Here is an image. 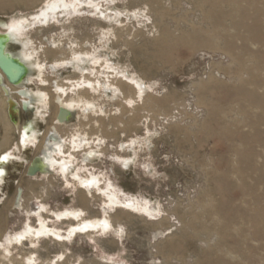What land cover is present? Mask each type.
Wrapping results in <instances>:
<instances>
[{
  "label": "rangeland",
  "instance_id": "obj_1",
  "mask_svg": "<svg viewBox=\"0 0 264 264\" xmlns=\"http://www.w3.org/2000/svg\"><path fill=\"white\" fill-rule=\"evenodd\" d=\"M48 1L0 0V33L12 21L25 24L8 50L18 53L28 41L31 63L47 67L40 76L31 68L21 85L10 87L15 124L0 89L6 117L0 156L12 157L0 159V243L26 224L37 227L39 207L62 237L82 222L105 219L107 227L15 240L9 256L17 264L27 257L30 264H264V0H88L97 10L81 0L74 15L59 10L56 20L32 24ZM71 49L98 57L80 67L104 88L70 87L62 99L83 98L101 111L76 108L58 123L54 85L77 82L80 70L76 63L49 68L73 61ZM135 82L143 86L141 97ZM107 83L118 89L115 96ZM17 88L44 92L46 107L22 112ZM27 121L37 139L19 149ZM74 134L89 144L73 152L66 176L53 168L26 175L49 138ZM63 151L55 157H68ZM77 172L97 175L102 189L109 186L138 208L79 188L71 176ZM66 210L79 216L54 215ZM3 254L0 248L5 263Z\"/></svg>",
  "mask_w": 264,
  "mask_h": 264
},
{
  "label": "bare ground",
  "instance_id": "obj_2",
  "mask_svg": "<svg viewBox=\"0 0 264 264\" xmlns=\"http://www.w3.org/2000/svg\"><path fill=\"white\" fill-rule=\"evenodd\" d=\"M17 2H19V1H17ZM21 3H22V1H21ZM83 3H84V1H81V0H68V1H66V0H53V1H48L46 3V5L44 4L45 5L44 8H42L41 10L39 9L40 12H38V14L34 17L35 20L32 21V24H34V23H36V24L37 23L38 24H43V23L46 24L48 21H50L49 19H52L53 21L56 20V18H57L56 14H57V11H59V10H62V12H65L67 16L74 15V14L78 13V11L80 10V8H81ZM85 3H87V5H90L91 7H93L94 10L98 9L97 4L93 3L92 1L85 0ZM98 16H99V14H98ZM104 17H105V15H104ZM24 31H25V24L23 23V21H18V20L12 21L9 24V26L7 27V29L5 30V32L8 34V37L11 40H14V41L16 39H18L19 36H21L24 33ZM28 44H29L28 41H25V42L22 41V43H21L22 50L18 52V56L29 65L30 69L33 68V69L37 70V72H38L37 75L40 76V75L43 74V72L46 71L47 67L42 64L43 62L40 63V62H35L34 61L35 63L34 62L31 63V60H30L31 59V54L26 51V47H27ZM71 52H72V55H73V57H72L73 61H71L69 59L65 60V61L64 60L63 61H59V62L55 61L53 65H51V66L49 65L50 66L49 69L54 71V70H56V68L59 65L76 63V65H75L76 68L75 69L80 70V77L77 79V82H70V86H67V87H63L62 84H58V82H56L55 85H54L55 86V90L54 91H55V94H57V95L55 96L53 101L55 102V104L58 107L61 106V107H64V108H66V109H68L70 111H72V110H74L76 108H80L81 112L84 113V114H86L89 111L95 112V113L97 111H101L100 109L97 110L95 105H93L92 102L83 100V98H79V97L70 98L67 101H64L62 99L63 95L66 94V90L70 89V87H73V88H76V89L78 87H80V89H83V90L91 89V90L96 91V92H98V89L104 88L103 84H101L99 80L95 81L96 78H97V75H96L95 78L90 79V78L86 77L85 75H83L84 72L82 71V68L80 67V64L81 63L83 64L86 61H88V62L90 61L92 64L98 63V61H99L98 57H96L94 54L88 53L87 51L86 52H76L73 49H71ZM111 68L112 67L109 66L108 64H105V66H104L105 70L106 69L110 70ZM42 80L43 79L41 78V82H42ZM129 80H130V78H129ZM133 83H134V81H133ZM42 84H44V82ZM123 84L125 86V83H123ZM106 86L108 88H110L111 84L107 83ZM134 86H136V88L138 89L137 90L138 91V95L137 96L141 97L142 94H143V86L140 83H138V82H135ZM17 89H19V88H17ZM110 89L113 90V95L112 94L111 95L115 96L117 94L116 92L118 91V89L116 87H114V86L111 87ZM23 90H24V95H19V97L21 99L20 101L22 102L21 104L25 103V105L28 106V107H31V105H32L33 109L35 111V114H38V111L42 107H44L46 105L48 96H46V94L44 92H40V91L39 92L36 91V92L30 93L29 91H27L25 89H23ZM12 92H13V90H12ZM146 97H147V95H146ZM133 100L134 99L130 98V99L126 100V103L127 104H131L133 102ZM32 102H33V104H32ZM5 118H4L3 113L0 111V123H4L5 122ZM4 132H5V135H7L8 127H6V125L4 126ZM20 134H21V137H20V141L21 142L18 143V148L19 149L25 148V147H28L30 145H34L35 144V140L37 139V137H36L37 130L32 128V123L26 125L23 129H21ZM6 140H7V138H3V142H1V143H4ZM56 140L57 139L54 138V137L49 138L50 143L48 144V146H46L43 149L44 153L41 156L42 157V163H44L47 168L56 169L60 174L66 176V173H68V171L70 169L69 167L71 166V161H72L71 158L73 157V155H72L73 152L74 151L78 152L79 148L88 146L89 142L85 141L84 139L82 140V138L79 135H75V134L72 135L67 141L64 140V139H60L58 141H56ZM53 142H55V143L52 144ZM64 146H65V148L66 147L68 148V152H69L68 153V157H64V156L55 157V155H57V154L63 155L66 152V151H63V147ZM55 153H57V154H55ZM9 158L12 159V157H10L9 153H8V154H6V156L3 157L1 162H3V161L6 162L7 159L9 160ZM83 170L84 169H82V171ZM2 173H3V171L0 170V178H1V174ZM71 176L74 178L73 181H74V183H76V185L79 186V188L81 187V188L85 189L86 191H89V189H91V188H93L95 191H101L102 194H104V195H106L108 197V201H109V203L111 205H120V204L124 203L128 207L138 208L136 202H134L133 200L125 198L126 200L121 201L119 199V195L114 190L112 191V190L108 189V187H109L108 184H107V186H108L107 188H105L106 187L105 186L104 189H102L100 187V185H99L100 178L97 175H94L91 172H89L87 174H85V173L82 174L80 172H77L75 174L72 173ZM119 192L120 191H118V193ZM126 205H125V207H126ZM140 208L142 210H144V213H146L145 212L146 207H140ZM43 209H44L43 207H39L38 210L35 212V214L38 216V223H39L37 227H32L29 224H26L25 228L21 232H19L17 235H13V237H11V236H6L5 237L4 242L0 243V248L4 252L2 257L5 258V257L9 256V254H8L9 253L8 246L11 245L12 242L15 241V240L17 242H20L22 239H28L30 241V243H32V239L33 238H39L40 236H46V235H52V236H54L56 238H68L74 232H76L78 229H89V228L90 229H97V228L105 229L107 227V222H106L105 219L102 220V221H98L97 220L96 222H92V221L82 222V223H79L76 227H72L67 232V235L65 237H62L58 230H54V229H52V228H50V227H48L46 225V223L43 220L42 215H40V212ZM146 211H147V215H148L149 211L148 210H146ZM155 214H157V213L155 212ZM54 215L59 219V218H62V217H67L68 218L69 216L77 217V216H79V213H77L76 211H73V210H69V211L66 210V211H63V212L54 213ZM226 225H227V223H226ZM227 229L229 230V227ZM223 230H226V229L223 228ZM225 233H227V232H225ZM225 236H226V234H225ZM227 237H228V235H227ZM15 259H16V257H15ZM15 259H13L12 257L9 256L8 259L7 258L5 259L6 260L5 263L4 262H0V264H17V262H16L17 260H15ZM215 260H213V261L211 260V261L212 262H216V261L217 262H219V261L221 262V260H223V259H221L219 261L218 260L215 261ZM30 261H31V257H27L24 260V262H22L21 264H30ZM202 261H204V263H205V259L202 260ZM209 261H210V259H209ZM230 262H229V264H231ZM211 264H215V263H211Z\"/></svg>",
  "mask_w": 264,
  "mask_h": 264
},
{
  "label": "water",
  "instance_id": "obj_3",
  "mask_svg": "<svg viewBox=\"0 0 264 264\" xmlns=\"http://www.w3.org/2000/svg\"><path fill=\"white\" fill-rule=\"evenodd\" d=\"M14 40L8 37V34L4 31L0 33V89L2 90L7 104V113L11 120H13L14 114H16V101L12 99V90L10 86L21 85L28 74L30 73L29 65L22 60L18 53H12L8 50V44ZM5 79V82L2 79ZM15 93L18 95H24L23 89H18ZM23 109H26L25 103H23ZM72 116V111L58 107L56 114V121L58 123H64ZM2 156V155H1ZM0 156V158H1ZM47 167L42 163L41 155L35 156L26 168V175L33 176L36 173L44 172ZM21 188H17V194L15 198V204L17 198L21 195Z\"/></svg>",
  "mask_w": 264,
  "mask_h": 264
},
{
  "label": "flooded vegetation",
  "instance_id": "obj_4",
  "mask_svg": "<svg viewBox=\"0 0 264 264\" xmlns=\"http://www.w3.org/2000/svg\"><path fill=\"white\" fill-rule=\"evenodd\" d=\"M21 103H22V102L20 101L19 107H20V110H21L22 112H25L26 110H30V111L32 110V112H33V106H32V109H31V107H27V106H26V109H23V104H21ZM32 104H33V102H32ZM16 105H17V104H16ZM17 114H18V110H17V106H16V114H14V116H13V120H11L13 124H15V122H16ZM24 123H25V124L21 127V129H23V128L28 124V121H27V122H24ZM32 128L36 129L37 132H38V129L36 128V126L34 125L33 122H32Z\"/></svg>",
  "mask_w": 264,
  "mask_h": 264
},
{
  "label": "snow or ice",
  "instance_id": "obj_5",
  "mask_svg": "<svg viewBox=\"0 0 264 264\" xmlns=\"http://www.w3.org/2000/svg\"><path fill=\"white\" fill-rule=\"evenodd\" d=\"M0 159H3V158H0Z\"/></svg>",
  "mask_w": 264,
  "mask_h": 264
}]
</instances>
